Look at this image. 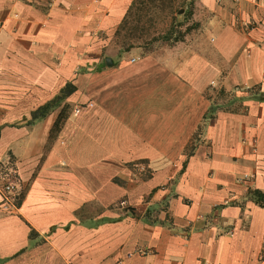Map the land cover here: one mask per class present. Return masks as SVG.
<instances>
[{"label": "crops", "instance_id": "obj_1", "mask_svg": "<svg viewBox=\"0 0 264 264\" xmlns=\"http://www.w3.org/2000/svg\"><path fill=\"white\" fill-rule=\"evenodd\" d=\"M133 1L0 0V264H264V0L124 49Z\"/></svg>", "mask_w": 264, "mask_h": 264}, {"label": "rangeland", "instance_id": "obj_2", "mask_svg": "<svg viewBox=\"0 0 264 264\" xmlns=\"http://www.w3.org/2000/svg\"><path fill=\"white\" fill-rule=\"evenodd\" d=\"M185 3L186 0H161L157 1L155 6L149 5L150 8L141 13L142 16L138 24L135 20L129 19L127 25L116 35L115 44L120 47L124 43H126L125 45L130 43L133 46L145 45L146 49H151L167 47L175 43L164 39L171 27L177 32H182L188 27L191 28L188 31L190 32L195 27L189 17L186 18L184 14L178 13L183 8L187 11L188 7L185 8Z\"/></svg>", "mask_w": 264, "mask_h": 264}, {"label": "trees", "instance_id": "obj_3", "mask_svg": "<svg viewBox=\"0 0 264 264\" xmlns=\"http://www.w3.org/2000/svg\"><path fill=\"white\" fill-rule=\"evenodd\" d=\"M157 1H161V0H134L131 4L130 8L126 12L121 24L118 26V29L116 30V34L117 33L119 34L120 30L127 25V23L129 22V19L135 20L138 24L140 22V19L142 16L141 13L145 10H148L150 8L149 5L155 6V3ZM190 13H191L190 10H188V12L185 11L184 16L187 18L190 15ZM190 29L191 28L188 27L182 32H177L176 30L174 31L173 28L171 27L169 29V31L167 32L166 36L164 37V39L166 41H172V42L182 40L185 33H187ZM151 42H149L150 45H151ZM125 44L126 43H124V45H123L124 49H129L130 47L133 46V44H130V43L127 45H125ZM72 89H73V87L70 84H67L60 91L59 95H57L54 99H52L51 101L47 102L45 105H43L39 109H37L33 113V117L35 118V117H38L40 115H43L45 112H47L50 109V107H53L56 104V102H58L64 96L68 95L72 91ZM64 117H65L64 112H60L56 121L54 122V125L52 126V129L50 131V136L55 134L59 130L60 125L64 120ZM248 194L258 205L264 207V191H261L258 189H253V190H248Z\"/></svg>", "mask_w": 264, "mask_h": 264}, {"label": "built area", "instance_id": "obj_4", "mask_svg": "<svg viewBox=\"0 0 264 264\" xmlns=\"http://www.w3.org/2000/svg\"><path fill=\"white\" fill-rule=\"evenodd\" d=\"M17 183L18 180L14 170L9 169L3 173L2 178H0V209L5 211L16 209Z\"/></svg>", "mask_w": 264, "mask_h": 264}]
</instances>
